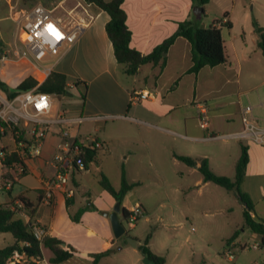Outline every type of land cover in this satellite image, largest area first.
<instances>
[{"label": "crops", "instance_id": "obj_1", "mask_svg": "<svg viewBox=\"0 0 264 264\" xmlns=\"http://www.w3.org/2000/svg\"><path fill=\"white\" fill-rule=\"evenodd\" d=\"M46 1L49 4L44 5L42 3L44 0H38V3L52 9L53 16L60 18L63 23L82 22L85 24L73 44L61 47L60 54L52 59L49 68L70 78L85 81L87 90L82 108L80 107V100H75L74 97L67 98L73 104L71 109L61 108L58 110L53 103L54 97L50 95L52 109L45 117L56 116L57 113L64 111L66 115H82L85 119L78 124L51 125L43 139L40 154L28 155L24 159L26 172L15 174V182L10 188V192L1 190L3 185L5 189H8L9 185L2 183V174L7 171V168L1 163L0 156V203L14 202L19 204V196L27 198L35 205V211L29 216L25 210H19L17 215L22 217L24 221L31 222L32 225L42 227L45 234L50 233L63 240L59 234L60 228L57 225L58 218L55 213L57 195L63 197L65 204L67 198H72L70 204H73L76 201V192L78 191H81L83 198L89 199V189L74 176L82 170L74 169L70 174V182L54 188L52 198L46 203L42 200L44 194L42 182L55 172L51 160L57 152L56 144L63 138L78 141L89 135H94L92 132L97 130L98 126L93 125V122H98L104 117H120L128 121L145 123L151 127H162L170 134L175 133L177 135L176 142L171 143L172 158L177 164L181 163L184 166L183 170L178 171V174L181 180H183L185 173L188 177L192 176V182L180 184V188L184 190H191L196 185L200 188L208 186L210 181L203 180V176L198 170L199 162L188 165L179 160L176 155L189 156L194 159L206 158L214 173L228 175L229 172L225 170L227 163L221 159L216 161L215 156H212L210 147L220 138H228L223 135L237 132L242 128L241 109L247 104L252 106V117L260 126L264 127V64L259 57L261 51L256 49L258 48L257 33L250 38V44H247V32L243 30L244 37L240 39L239 33L235 31L234 23L227 15V19L223 23L229 21L231 25L225 24L228 28L225 31L226 34L220 28L227 57L224 64L214 67L204 66L197 73L187 72L191 65L192 45L185 37L178 36L168 51L162 53L166 57L163 68L146 63L141 66L137 75L132 76L125 74L115 59L112 43L105 30V24L109 20L105 11L85 3L83 5L81 0H75L73 5L68 6L65 5L66 0ZM0 2L2 3V0ZM259 2L258 11L264 15V0H259ZM5 5L6 7L2 3L4 16L0 18L10 20L6 1ZM74 5H77V8L81 7L82 10H76ZM122 6L126 12V23L132 31L130 44L143 54L150 52L171 35L177 29L179 22L186 20L183 16L179 17L174 14L171 16V12H175L173 0H124ZM60 8L64 9L65 14L69 13L72 16L69 21L66 20L70 16L64 19L55 13ZM258 25L264 29V21ZM16 27L15 24L13 29H7L5 25H0L1 32L4 30L11 31V35ZM253 32H255L254 29L248 30V34H253ZM12 43L13 40L8 42L10 46ZM170 60L174 62V70H169L170 73L166 76ZM144 68H148V72L151 74L149 75L147 72L143 77L144 86H138L136 80L142 75ZM39 74H41L40 70L27 60L0 63V79L11 89L16 87L25 77L36 78ZM122 76L132 83H124ZM150 76L152 78L151 85H149L151 82L148 80ZM43 80L44 78L41 79V81ZM141 90L149 92L147 98L132 101L131 94ZM0 94L6 96L1 89ZM150 96L152 99L149 98ZM171 97L176 100L167 102L172 100ZM199 103L204 105L209 113L207 128H202L199 124L197 107ZM28 132L29 129H25V138H29ZM7 133L1 138L0 147H5L11 151L15 144L13 143L12 146L4 143ZM209 135L213 137H209ZM216 135L221 136L217 137ZM96 137L103 143V149L108 148L109 136L102 134L101 137ZM237 142L239 143V151L241 145H244L248 152V162L240 183V189L250 198L252 188H255L259 181H264V144L242 139H237ZM238 157L236 158L235 153L230 155L229 169L235 166ZM233 161H235L234 164ZM94 166L98 170L99 162L95 163ZM87 170L85 169V171ZM233 176L228 177L233 178ZM130 182H135V180L132 179ZM105 192L106 198H110L105 209L111 212L115 200L107 191ZM133 195L132 188L124 195L121 207L130 209L138 204L142 209V215H144L147 210L143 201L139 198H133ZM252 203L254 212L250 211V215L264 219V208L261 210L263 212L261 216L257 212L259 200L252 201ZM241 204L242 211H244L245 206L242 202ZM41 205L50 209L51 217L48 224L43 222L42 212L38 209ZM68 219L72 220L70 216ZM0 233L7 234V232ZM104 237V241H106L108 234H105ZM13 242L14 238L10 244ZM63 243L64 245L61 246H69L68 243ZM105 249H107L106 246ZM39 261L40 259H34L35 264Z\"/></svg>", "mask_w": 264, "mask_h": 264}, {"label": "rangeland", "instance_id": "obj_2", "mask_svg": "<svg viewBox=\"0 0 264 264\" xmlns=\"http://www.w3.org/2000/svg\"><path fill=\"white\" fill-rule=\"evenodd\" d=\"M16 1L23 7L38 3V0ZM74 2L75 0H66L65 5H73ZM2 3L6 7L5 0H2ZM2 3L0 2V17L4 16ZM42 3L49 4L46 0ZM82 4L85 5L83 2ZM173 4L175 12H171V16L173 14L183 16L195 26L217 23L224 34L228 28L223 21L227 19V15L230 16L240 39L244 37L243 30L247 32V44H250V38L256 35V32L248 34L250 28L254 29L253 22L259 24L264 21V15L258 11L259 0H209L203 5L199 0H173ZM74 8L76 9L77 5H74ZM200 8L202 12L199 11ZM76 10L82 9L78 7ZM55 13L64 19L70 16L61 8ZM71 18L72 16L66 21ZM1 24L7 29L15 27V23L8 19L0 18ZM11 33L7 30L1 32L0 29L3 52L9 49L8 42L13 40ZM40 57L44 66L48 68L56 56L44 53ZM259 57L264 64V57L260 52ZM173 64L174 62L170 60L166 76L170 73L169 70H174ZM147 72L148 68H144L142 78L140 76L136 80L138 86H144L143 77ZM36 79L40 82L43 74L37 75ZM122 80L126 84L132 83L123 76ZM148 80L152 81L151 76ZM151 84L152 82L149 83ZM76 95L75 100H78ZM151 97L149 98L152 99ZM171 98L172 100L167 102L176 100ZM53 103L58 110L71 109L73 105L65 97H54ZM93 125L98 126L97 130L92 132L94 135L109 136L108 148L103 149V146L98 150L97 161L100 164L98 170L107 175L113 186L119 188L123 168L129 182L132 179L138 182L133 187L132 197L143 201L147 213L135 220L132 228L122 218L125 234L115 236L110 217L103 214L107 211L105 205L110 198H106V192L99 185L98 170L93 164L87 171L82 170L78 175H74L89 189V199L83 198L81 191L76 192V201L70 205L65 204L61 195L56 197L55 213L60 228L59 234L62 241L73 248L72 257L59 263H51L49 262L51 251L43 246L42 257L37 264H93V253L105 249V246L110 248L111 252L97 264H143V256L137 246H132L127 241L128 236L135 238L139 244H143L145 238L149 236L148 246L158 255L164 256V264H264V245H260V236L245 225L242 204L233 191H228L213 182L201 188L196 185L191 190L180 188V184L192 182V176L188 177L185 173L181 180L178 174L184 166L181 163L177 164L172 158L171 143L176 142L175 133L170 134L162 127H151L120 117H104L98 122H93ZM18 126L30 128L29 125ZM27 134L30 137V132ZM25 135L26 133L24 137ZM237 139L220 138L210 147L216 161L221 159L227 163L225 170L229 172L227 176L231 177L234 174V167L229 169L228 161L230 155L235 153L237 158L240 154ZM4 143L13 146L14 139L10 132L7 133ZM250 199L259 200L257 212L261 216L263 214L261 210L264 208V181H259L258 185L252 188ZM38 209L42 212L43 222L48 224L51 217L49 207L41 205ZM79 209H84L79 221L69 220V216L75 215ZM234 231L238 232L237 236L227 242V238L231 237ZM105 234H108L106 241ZM12 241L13 236L9 232L0 233V247Z\"/></svg>", "mask_w": 264, "mask_h": 264}, {"label": "trees", "instance_id": "obj_3", "mask_svg": "<svg viewBox=\"0 0 264 264\" xmlns=\"http://www.w3.org/2000/svg\"><path fill=\"white\" fill-rule=\"evenodd\" d=\"M87 5H92L99 10L105 11L109 20L105 24V30L108 38L110 39L113 47V53L122 71L127 75H137L142 65L151 63L163 68L166 62V57L162 53H166L169 47L174 43L178 36L185 37L192 45L191 65L187 69L189 73H197L202 67H214L224 64L227 60L224 42L221 36L220 27L217 23H212L208 26H195L190 21L184 20L178 23L177 29L165 38L160 44L156 45L150 52L141 53L133 48L130 44L132 31L126 23V12L123 9L124 0H81ZM203 5L209 0H199ZM231 25L229 21L225 23ZM254 30L258 34L257 46L264 57V29L255 21ZM3 43L0 41V56L3 52ZM35 87L38 92L47 93L57 98H77L80 100L81 108L83 107L87 83L79 79H73L67 75L51 70L47 77L38 82L35 77L27 76L20 81L16 87L10 88L0 80V89L5 92L7 98H13L19 91L28 90ZM10 132L15 141H27L24 137V127L12 125H5L4 131H0V140L7 133ZM77 141V140H76ZM103 147V143H102ZM23 151L20 153L19 151ZM99 148L81 146V151L75 158H80L83 162L85 169H89L93 164L98 163ZM1 163L7 168V171L2 174V183L9 185L5 189L3 185L2 191L10 192V188L14 184L15 174H24L26 166L24 159L29 155L27 148H19L17 150L9 151L5 147H0ZM182 162L193 165L199 162L198 170L203 176L204 181L213 182L226 190L233 191L237 198L244 204V223L254 233L258 234L261 238L260 245H264V219L256 216H251L250 211L254 212V207L249 196L242 192L240 183L244 176L245 168L248 162V152L246 146L241 145L240 155L236 160L234 166V176L230 178L225 175H218L209 167L206 158L194 159L189 156L176 155ZM21 166L22 170L19 173L18 167ZM98 182L100 186L107 191L115 201L123 200L124 195L132 189L138 182H129L125 177L124 169H121L120 186L116 188L110 182L107 175L102 171L97 173ZM19 204L14 202L0 203V232H9L14 242L3 247H0V264H35L34 259H41V248L47 247L51 251L49 262L59 263L67 260L73 255V248L70 246H61L62 240L56 236L46 233L42 239H37L32 232L31 222H26L17 213L19 210H25L29 216L35 211V205L23 196L18 197ZM71 199H66V205L70 204ZM17 209V210H16ZM124 218L128 215V209L122 207ZM84 209H79L78 212L70 216L73 221H79L80 215ZM237 231H234L231 237L227 238V242L233 240L237 236ZM147 236L143 244L137 243L142 256H148L153 259L156 264H164V256L154 253L148 246ZM111 252L110 248L93 253L92 262L97 264L101 258Z\"/></svg>", "mask_w": 264, "mask_h": 264}, {"label": "built area", "instance_id": "obj_4", "mask_svg": "<svg viewBox=\"0 0 264 264\" xmlns=\"http://www.w3.org/2000/svg\"><path fill=\"white\" fill-rule=\"evenodd\" d=\"M8 6V18L16 24L13 32V43L0 56V63L7 61L27 60L35 68L39 69L45 79L50 68L45 67L42 54L58 56L63 45L73 44L82 32L85 24L82 22H70L65 24L60 18L53 16L52 9L41 3L30 7H23L16 0H5ZM49 26L59 34L57 39ZM22 35V36H21ZM42 82V81H41ZM40 83V82H39ZM149 95L147 90L135 91L131 94L132 101L144 99ZM198 120L202 128H207L209 113L207 108L201 103L197 104ZM52 109L51 96L47 93L38 92L35 87L19 91L13 98L9 99L0 94V131H4L5 125H29L30 137L27 141H15L13 150L27 148L29 155H39L44 137L49 127L53 124H78L85 117L82 115H66L64 111L56 116L45 117ZM252 106L247 104L241 109L242 128L233 133L223 135L228 138H238L250 140L255 143L264 144V127L252 117ZM24 127V126H23ZM220 137L221 135H216ZM209 137H213L210 136ZM101 148L102 142L95 135H89L83 140L63 138L57 144V152L53 155L51 164L55 168L53 175L47 177L42 182L44 194L42 200L46 203L53 195V189L66 184L69 181L71 171L74 169L85 170V166L80 158H75L81 151V146ZM11 150V151H13ZM22 153L23 151H19ZM1 154V152H0ZM22 168L19 165L18 171ZM142 215L140 205L136 204L128 209V215L124 218L129 227H134L135 220ZM33 235L37 239H42L45 230L37 225H32ZM257 247V246H254ZM229 252V251H228ZM231 257L229 253V258Z\"/></svg>", "mask_w": 264, "mask_h": 264}, {"label": "water", "instance_id": "obj_5", "mask_svg": "<svg viewBox=\"0 0 264 264\" xmlns=\"http://www.w3.org/2000/svg\"><path fill=\"white\" fill-rule=\"evenodd\" d=\"M199 11L202 12V8H200ZM103 214L108 215L110 217L111 226L115 236L125 234V227L122 223V218L124 219V216L121 207V202L119 200L115 201L111 212L105 211L103 212ZM127 241L132 246H137V240L135 238L128 236ZM61 245H64V243L62 242ZM142 262L143 264H156V262L148 256H143Z\"/></svg>", "mask_w": 264, "mask_h": 264}, {"label": "snow or ice", "instance_id": "obj_6", "mask_svg": "<svg viewBox=\"0 0 264 264\" xmlns=\"http://www.w3.org/2000/svg\"><path fill=\"white\" fill-rule=\"evenodd\" d=\"M49 31H50V32H52V34H53V35H55L57 39H59V38H60L59 34H58V33H56V32H55V31L52 29V27H51V26H49Z\"/></svg>", "mask_w": 264, "mask_h": 264}]
</instances>
